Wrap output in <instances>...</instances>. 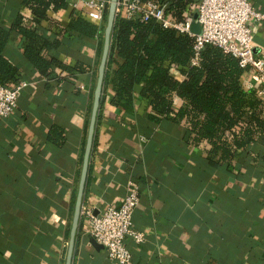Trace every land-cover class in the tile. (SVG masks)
I'll return each instance as SVG.
<instances>
[{
  "label": "crops",
  "instance_id": "crops-1",
  "mask_svg": "<svg viewBox=\"0 0 264 264\" xmlns=\"http://www.w3.org/2000/svg\"><path fill=\"white\" fill-rule=\"evenodd\" d=\"M86 1L69 0L70 10L83 12ZM253 4L264 13V0ZM19 11L18 0H0V26L8 30ZM59 17L67 24L69 12ZM193 25L200 33L196 21L191 32ZM102 34L65 37L48 57L70 68L85 65L87 72L56 68L47 78L24 58L21 36L10 34L3 56L28 85L14 113L0 120V264L65 263ZM253 42L264 58V25L256 26ZM252 84L246 74L244 89ZM141 91L136 88L131 109L114 107L109 98L101 103L82 208L97 215L121 205L133 182L140 187L133 226L146 236L140 245L125 241L134 264H264L263 144L233 167L214 168L208 146L191 145L182 125L148 120ZM56 127L62 146L49 139ZM89 230L81 216L72 264H114L91 245Z\"/></svg>",
  "mask_w": 264,
  "mask_h": 264
},
{
  "label": "trees",
  "instance_id": "trees-1",
  "mask_svg": "<svg viewBox=\"0 0 264 264\" xmlns=\"http://www.w3.org/2000/svg\"><path fill=\"white\" fill-rule=\"evenodd\" d=\"M68 1L18 0L20 11L11 27L0 26V85L21 84L17 69L3 56L12 32L21 36L24 58L42 77H49L56 68L87 72L85 65L70 68L48 57L65 37L92 39L104 32L105 26L84 12L70 10ZM141 1L165 6L166 18L175 22H183L198 4L197 0ZM65 12H69L67 24L56 19ZM106 17L107 11L105 23ZM194 46V39L154 20L117 17L101 103L109 98L112 106L131 109L135 90L141 86L150 122L182 125L191 145L208 146V164L230 168L256 144L264 146V103L255 96V84L249 91L244 89L242 78L247 73L236 58L206 45L197 65H192ZM175 99L182 101L178 109ZM49 139L57 146L65 142L58 127L51 130Z\"/></svg>",
  "mask_w": 264,
  "mask_h": 264
},
{
  "label": "built area",
  "instance_id": "built-area-1",
  "mask_svg": "<svg viewBox=\"0 0 264 264\" xmlns=\"http://www.w3.org/2000/svg\"><path fill=\"white\" fill-rule=\"evenodd\" d=\"M110 0H87L83 12L93 21L105 25L104 15ZM193 13L183 22L166 18L165 6L141 0H119L117 17L127 20L159 23L163 28L177 31L194 39L195 56L192 65H197L199 54L206 45H213L232 55L242 69L252 76L255 96L264 103V58L255 53L253 42L256 26L264 25V13L258 11L254 0H197ZM77 8V5L75 6ZM201 31L191 32L193 15ZM27 83L0 85V120L10 117ZM140 203V187L129 182L126 196L119 206H108L97 215L88 208L81 209V216L89 221V235L102 246L107 258L114 264H134L132 254L125 245L131 239L137 245L144 243V232L133 226V214Z\"/></svg>",
  "mask_w": 264,
  "mask_h": 264
},
{
  "label": "water",
  "instance_id": "water-1",
  "mask_svg": "<svg viewBox=\"0 0 264 264\" xmlns=\"http://www.w3.org/2000/svg\"><path fill=\"white\" fill-rule=\"evenodd\" d=\"M118 1L119 0H110L108 8H107L106 24H105V28L103 32L102 55H101V60H100V64L98 67L91 116H90V121H89V126H88V133H87V139H86V144H85V149H84L82 168H81V173H80L78 190L76 194L74 212H73V217H72V224H71V229L69 233V241H68L64 264H72V261H73L76 238H77L79 223H80V218H81V209H82V204H83L84 192H85V187H86L88 174H89V168H90V157H91L92 150L94 147V139H95V132H96V126H97V121H98V113H99L100 106H101V100L103 96V90H104V84H105V78H106V72H107L108 59L110 55V48H111L112 37H113V32H114V27H115V21L117 18L116 11H117ZM196 20H197V15L194 14L193 21H196ZM192 33L195 35L198 34V29L196 25H193ZM88 239L91 245L95 249L104 250L102 246L98 245L95 242V240L91 237V235H88Z\"/></svg>",
  "mask_w": 264,
  "mask_h": 264
}]
</instances>
